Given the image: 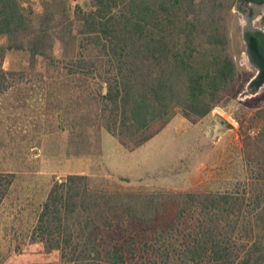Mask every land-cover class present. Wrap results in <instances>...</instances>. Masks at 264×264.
<instances>
[{"label":"trees","instance_id":"1","mask_svg":"<svg viewBox=\"0 0 264 264\" xmlns=\"http://www.w3.org/2000/svg\"><path fill=\"white\" fill-rule=\"evenodd\" d=\"M60 1L62 10L44 2L35 14L22 0H0V94L42 59L37 76L68 123L71 154H88L92 136L100 148L102 129L135 151L177 111L197 124L241 89L229 29L239 0H89L75 19L70 0ZM12 50L29 55L27 71L3 68ZM243 151L245 180L224 191L55 180L25 254L36 264H264V130ZM14 178L0 172V207Z\"/></svg>","mask_w":264,"mask_h":264},{"label":"rangeland","instance_id":"2","mask_svg":"<svg viewBox=\"0 0 264 264\" xmlns=\"http://www.w3.org/2000/svg\"><path fill=\"white\" fill-rule=\"evenodd\" d=\"M22 1L35 14L42 13L44 2H51L55 10L64 6L60 0ZM239 1L233 8L229 29L231 51L240 72V91L226 97L197 124L177 111L160 133L135 151L125 149L102 129L100 148L94 145L92 136L88 154H71L68 123L53 106L55 99L48 96L37 76L45 71L42 59L36 63V73L28 72L31 75L0 94V172L15 177L0 207V264L41 262L25 254L26 235L53 182L68 175H87L96 183L107 181L123 190L146 192L224 191L245 180L243 144L244 139L257 138L264 130V121L256 119L258 109L264 107V84L251 81L257 70L243 53L246 45L242 29L246 20ZM88 4L89 0L68 1L69 17L75 19L76 6L87 8ZM61 21L58 14L54 22L58 30L65 24ZM54 55L63 58L59 43ZM29 60L26 52L8 51L3 68L27 71ZM216 116L228 122L230 129L212 141L204 132Z\"/></svg>","mask_w":264,"mask_h":264},{"label":"flooded vegetation","instance_id":"3","mask_svg":"<svg viewBox=\"0 0 264 264\" xmlns=\"http://www.w3.org/2000/svg\"><path fill=\"white\" fill-rule=\"evenodd\" d=\"M242 4V11L249 19H254L256 16V11L254 7H250V4H256L249 0H240ZM243 30L244 43L246 45L245 53L252 66L257 70L255 76L251 81H254L255 84H264V32L259 29H256L254 26L252 28L246 25ZM255 88V87H254Z\"/></svg>","mask_w":264,"mask_h":264},{"label":"water","instance_id":"4","mask_svg":"<svg viewBox=\"0 0 264 264\" xmlns=\"http://www.w3.org/2000/svg\"><path fill=\"white\" fill-rule=\"evenodd\" d=\"M256 4H264V0H249ZM248 27H253V19L248 20ZM230 129L229 123L220 116L214 117L213 121L209 123L205 130V136L212 141L219 140Z\"/></svg>","mask_w":264,"mask_h":264},{"label":"crops","instance_id":"5","mask_svg":"<svg viewBox=\"0 0 264 264\" xmlns=\"http://www.w3.org/2000/svg\"><path fill=\"white\" fill-rule=\"evenodd\" d=\"M240 2V1H239ZM250 7H254L255 11H256V16L253 19V26L256 29L261 30L262 32H264V4H250ZM245 20H246V25H248V16L245 15ZM245 29V27L243 28Z\"/></svg>","mask_w":264,"mask_h":264}]
</instances>
